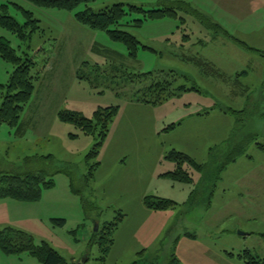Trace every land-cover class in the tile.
Masks as SVG:
<instances>
[{
	"label": "rangeland",
	"instance_id": "374dc122",
	"mask_svg": "<svg viewBox=\"0 0 264 264\" xmlns=\"http://www.w3.org/2000/svg\"><path fill=\"white\" fill-rule=\"evenodd\" d=\"M177 1L249 49L223 34L209 39L203 18L177 6L175 17L138 25L141 13L123 18L119 28L139 41L131 56L122 42L74 19L84 4L69 11L0 0L18 23L26 18L13 4L39 20L40 29L26 41L1 27L0 36L42 69L20 127L0 124V173H42L53 183L38 200L11 199L9 215L0 208V231L25 233L76 264H242L238 255L245 250L264 256V151L256 146L264 144V0H92L87 6L94 12L116 3L149 10ZM191 58H205L228 77L205 73ZM12 70L0 57V84ZM169 75L170 86L147 89ZM109 106L118 112L97 156L87 157L100 139L60 121L57 112L90 118ZM252 133L257 138L248 141L245 155L228 163L227 139ZM171 150L211 163L203 172L184 165L192 182L173 181L162 175L175 169L165 159ZM211 168L216 175L209 176ZM252 187L255 199L245 193ZM146 196L176 205L167 212L150 209ZM112 222L117 225L109 236L104 226ZM0 264L40 262L27 251L0 249Z\"/></svg>",
	"mask_w": 264,
	"mask_h": 264
},
{
	"label": "trees",
	"instance_id": "16d2710c",
	"mask_svg": "<svg viewBox=\"0 0 264 264\" xmlns=\"http://www.w3.org/2000/svg\"><path fill=\"white\" fill-rule=\"evenodd\" d=\"M33 2L37 6L41 7H54L64 10H74L80 4L86 5V8L82 11L74 12V19L91 29L103 30L107 33L110 39L122 42L128 49L129 55L135 56L138 49L139 41L129 32L120 29L119 27L123 25V18L129 14V12L134 11L141 13L143 16L141 18H136L134 22L136 25L140 24L146 19H159L163 17H175L177 15L175 8L177 6H182L188 8L187 10L193 12L197 16L203 18V16L197 11L191 9V7L182 1H177L172 3V5L163 8H153L146 10L139 6H129V10H126L121 3H116L108 7H104L97 12L91 10L87 4L92 0H28ZM16 8L20 9L26 20L23 24L16 21L14 17L8 13V3L0 4V27L14 34L19 40L26 41L29 37L40 29L39 20L33 18L32 13L23 9L22 7L13 4ZM208 27L211 28L212 35L216 36L218 34H223L224 36L232 39L237 44L245 49H249L243 42L236 39L235 37L228 34L221 25L216 23L207 22L203 18L202 20ZM127 21L125 24H128ZM264 56V52H259ZM0 57L9 62L13 66V70L8 78L6 84H0V124L6 123L9 126L20 127L19 119L24 106L30 100L37 82L40 80L42 75V69L37 67V63L34 61L33 57L29 56L27 52L17 53V50L10 45L9 40L0 36ZM196 65L200 66L205 73L222 76L221 73L213 65L206 61L199 59H192ZM172 72V71H170ZM246 71L240 74H245ZM151 74V73H150ZM237 74V75H238ZM171 76L169 75V80H163L157 82L156 80L147 87L149 90H159L163 85H171ZM163 84V85H162ZM194 89V88H192ZM178 90H187L186 86L178 87ZM137 101H140L136 99ZM144 102H149L148 100H141ZM159 100H156V102ZM153 102V101H152ZM233 113H240L241 111L230 110ZM118 112L117 106H109L104 108H98L93 112L90 118L80 116L77 113L69 111H58V119L62 122L72 123L76 128H78L83 134L97 136L100 141L94 146L87 157L97 156L98 148L101 146L102 142L107 136L109 125L113 121L114 117ZM174 125L169 126L173 128ZM75 137L76 135H70ZM233 139H232V138ZM242 136L239 140L235 141L234 137L231 136L227 139L226 148L231 150L228 156V163H232L237 160L238 157L242 156L247 148V143L252 136L248 135ZM255 138V137H254ZM256 146L264 151V144L257 143ZM212 150V149H211ZM210 150V151H211ZM211 154V153H210ZM48 155L46 158H50ZM165 159L170 160L175 164V169L165 172L162 175L166 176L173 181L191 183L192 179L188 171L184 168V165L196 169L198 172H203L205 166L210 165L211 161L205 164H198L188 155L178 152L176 150H171L165 156ZM225 162V164L227 163ZM222 169V168H221ZM209 176L216 175L217 169L211 168ZM51 179H45L42 173H31L26 172L23 174H12V173H0V199L10 198L20 201H35L41 196V191L43 188H49L52 186ZM212 190L210 189L207 201L209 202ZM144 204L154 210H166L172 208L176 203L169 199H160L157 197L146 196L144 198ZM60 223L59 221H57ZM117 223L112 222L106 224L104 229L107 230L106 234L109 236L116 228ZM4 230V231H3ZM0 231V249L5 253H17L20 251H27L30 255L37 258L40 264H76L74 261H67L63 258L56 250L50 247L47 243L42 242L41 244H35L32 237L26 235L25 233H18L17 236L14 233V229L11 227H6ZM109 244L112 243V239L107 240ZM108 247L105 249L107 250ZM105 250V251H106ZM242 260V264H264V256H258L253 254L250 250H245L243 253L238 255ZM176 263V260L173 264ZM132 264H137L133 262Z\"/></svg>",
	"mask_w": 264,
	"mask_h": 264
},
{
	"label": "crops",
	"instance_id": "0c3cea01",
	"mask_svg": "<svg viewBox=\"0 0 264 264\" xmlns=\"http://www.w3.org/2000/svg\"><path fill=\"white\" fill-rule=\"evenodd\" d=\"M214 37H217V36H213L212 35V33H210V38L209 39H214ZM225 38L226 39H230V38H228V37H226L225 36ZM231 41H233L232 39H230ZM198 41H200V42H198V43H201V44H206L207 43V40L205 41V42H203V41H201L200 39H198ZM235 44H237L235 41H233ZM239 47H241L239 44H237ZM241 48H243V47H241ZM243 49H245V48H243ZM194 60L195 58H191L190 60ZM197 59H199V60H202V61H206V62H208V63H210L211 65H213L215 68H216V66L213 64V63H211L210 61H208V60H206L205 58H203V59H201V58H197ZM196 60V59H195ZM218 69V68H217ZM218 71L221 73V75L222 76H219V77H224V78H227L228 76L227 75H225L224 73H222L219 69H218ZM244 71L242 70V71H239V72H237V74L238 73H243ZM236 74V75H237ZM239 75V74H238ZM217 76V75H216ZM250 135V137L252 136L253 138H251V141L252 140H255L256 138H257V134H255V133H252V134H249ZM254 136H256L255 138H254ZM250 139V138H249ZM250 145V144H249ZM248 145H247V148H246V150H245V152L247 151V149H248ZM258 148V147H257ZM259 149V148H258ZM261 150V149H260ZM263 151V150H262ZM245 152L243 153V155H245ZM241 157V156H240ZM238 159V158H237ZM235 162V161H234ZM168 171H171V168H170V170H167V171H165V172H168ZM165 172H163V173H165ZM255 191H257L256 189H253V187H252V189H249L248 191H246L245 190V193H246V195H249V197H251L252 199H255L257 196H255L254 195V193H255ZM247 192H248V194H247ZM212 195H213V193H212ZM212 195H211V197H212ZM209 204H211V198H210V200H209V202H208ZM11 204H15V203H12L11 202V199L10 198H2V199H0V208H6V211H7V213H8V215H9V211H8V208L9 207H11ZM163 212H167V210H165V211H163ZM6 225V224H5ZM187 235H190L189 233H186Z\"/></svg>",
	"mask_w": 264,
	"mask_h": 264
}]
</instances>
